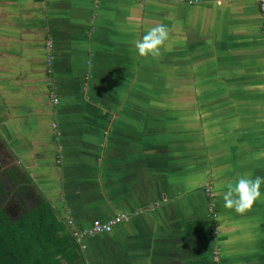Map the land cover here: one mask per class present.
Instances as JSON below:
<instances>
[{
  "label": "crops",
  "instance_id": "1",
  "mask_svg": "<svg viewBox=\"0 0 264 264\" xmlns=\"http://www.w3.org/2000/svg\"><path fill=\"white\" fill-rule=\"evenodd\" d=\"M157 24L169 29L167 49L141 57L135 41ZM53 82L60 105L52 100ZM138 82L158 84L139 96L161 100V114L170 118L156 123L162 141H146L156 127L150 111V122L144 116L139 123L143 133L126 131L135 122L133 109L114 111L116 99L130 102ZM79 85L88 107L74 100L72 86ZM99 95L113 116L102 139L97 122L88 123ZM0 171L8 187H17L13 202L21 214L38 200L50 201L81 230L132 214L111 234L85 240L86 264H215L216 245L222 264H264V201L237 214L221 197L222 186L240 175L264 176L259 5L0 0ZM27 172L36 185L26 182ZM14 176L25 183L11 181ZM23 185L36 196L20 199ZM212 205L217 243L209 235Z\"/></svg>",
  "mask_w": 264,
  "mask_h": 264
},
{
  "label": "trees",
  "instance_id": "2",
  "mask_svg": "<svg viewBox=\"0 0 264 264\" xmlns=\"http://www.w3.org/2000/svg\"><path fill=\"white\" fill-rule=\"evenodd\" d=\"M56 85H58V82ZM116 85L117 84H115L114 88L118 93L122 94L124 90ZM156 85L158 84L151 83L153 88H156ZM144 86V83H136L134 97L130 98L131 100L129 103H123L125 102L124 98L115 100L116 102L113 105L115 113H117L122 106L133 109L134 113H136L135 122H131L130 125L129 123L125 125L126 131H128L127 129L129 128L136 130L138 133H143V129V131L139 130V123L144 121V116L145 121L150 122V120H148L149 111L152 115L153 127L157 125V122L170 121L169 117L166 118L161 114V110L164 106L162 104H157L160 103V99L152 98L148 100L139 96L142 90L146 88ZM72 88L76 91L74 93L75 102L78 105L83 104L88 107L89 104L86 102L84 94L85 85H79V87L72 86ZM121 97H123V95H121ZM105 101L106 99L102 100L101 95H99V107L95 106V110H93L91 114L92 117L89 118L90 121L93 122H90L87 116L88 123L97 122L99 126V138L101 139L105 138V134L108 133V130L111 128L113 118L111 114L112 109L105 105ZM59 103H61L60 100ZM143 108H145V110H143ZM105 110L109 111V114H104L103 112ZM93 118L95 120H93ZM122 122L124 123V121L120 119V123ZM155 128L160 127L156 126ZM155 128H153L152 133L157 131ZM160 133H162L161 130ZM160 133L146 134V141L150 140V138L147 140V137L150 136L151 138L156 136L155 139L158 141L166 139V136ZM134 137L139 136L134 133ZM14 177L11 181L19 184L25 183V181ZM26 182L28 184L29 182L33 183L28 177ZM23 186L18 189L17 196L20 199L36 196L32 188ZM1 196L7 198L8 193L3 192L0 184V264H86L84 252L68 228L63 212L57 206L53 205L50 201L38 200V202L29 207V209H24L22 216L18 219V216L11 217L3 207L4 200ZM210 228L211 224L209 227V235ZM213 241L215 242V240Z\"/></svg>",
  "mask_w": 264,
  "mask_h": 264
},
{
  "label": "clouds",
  "instance_id": "3",
  "mask_svg": "<svg viewBox=\"0 0 264 264\" xmlns=\"http://www.w3.org/2000/svg\"><path fill=\"white\" fill-rule=\"evenodd\" d=\"M170 32L166 25L157 24L148 28L135 41V49L141 57L157 58L167 49ZM264 176L240 175L222 186L223 207L237 214H245L253 206L264 201Z\"/></svg>",
  "mask_w": 264,
  "mask_h": 264
},
{
  "label": "built area",
  "instance_id": "4",
  "mask_svg": "<svg viewBox=\"0 0 264 264\" xmlns=\"http://www.w3.org/2000/svg\"><path fill=\"white\" fill-rule=\"evenodd\" d=\"M248 2L257 3L259 5V8L264 15V0H247ZM53 45L52 43H49L48 50L49 52L52 50ZM48 61L51 64L52 62V56H48ZM52 65V64H51ZM50 65V66H51ZM49 73H52V69H50ZM51 96L52 100L55 105H59V97L56 93V85L55 83H51ZM54 128L57 129V126L54 125ZM208 195H211L212 189L211 187L207 188ZM154 208L151 209L153 211ZM210 212V219H211V228H210V235L213 240L217 243V239L219 236V228L217 223V217L215 215V207L214 205L210 206L209 208ZM143 213V211L135 212L134 215H139ZM132 214L130 213H119L116 214L114 217L110 218L107 221L102 220H95L90 228L81 230L77 228L73 222L72 219L67 218L66 224L69 227L70 231L73 234V237L77 241V243L81 246V248L85 249V240L92 237L102 236V235H109L112 233L113 229L124 223H128L132 219ZM221 248L220 246L216 245L213 252V260L215 263H222L221 262Z\"/></svg>",
  "mask_w": 264,
  "mask_h": 264
},
{
  "label": "flooded vegetation",
  "instance_id": "5",
  "mask_svg": "<svg viewBox=\"0 0 264 264\" xmlns=\"http://www.w3.org/2000/svg\"><path fill=\"white\" fill-rule=\"evenodd\" d=\"M21 180L24 181V178L22 177ZM0 184L2 186L3 192L8 193L7 198H5V201L3 202V207L7 210V212L11 217L18 216L20 214V211L18 210L17 205L13 202V200H15L16 198L14 194L17 191L15 190L17 187L15 186H12L11 188L8 187L6 183V179L2 175L1 171H0Z\"/></svg>",
  "mask_w": 264,
  "mask_h": 264
},
{
  "label": "rangeland",
  "instance_id": "6",
  "mask_svg": "<svg viewBox=\"0 0 264 264\" xmlns=\"http://www.w3.org/2000/svg\"><path fill=\"white\" fill-rule=\"evenodd\" d=\"M147 84H148V83H144V85H145L144 87L147 88ZM135 85H136V84H135ZM152 86H153V85H152ZM152 86H151V83L148 84V88H150V87H152ZM59 104H60V103H59ZM112 121H113V118H112ZM155 129H156V128H155ZM208 187H211V185L208 186ZM208 187H207V188H208ZM207 193H208V192H207V189H206V194H207ZM31 206H32V205H31ZM31 206H26V208H29V207H31ZM218 238H219V236H218ZM221 262H222V259H221Z\"/></svg>",
  "mask_w": 264,
  "mask_h": 264
},
{
  "label": "water",
  "instance_id": "7",
  "mask_svg": "<svg viewBox=\"0 0 264 264\" xmlns=\"http://www.w3.org/2000/svg\"><path fill=\"white\" fill-rule=\"evenodd\" d=\"M10 149V148H9ZM11 150V149H10ZM28 173V172H27ZM28 178H30L31 180H32V182H33V184H35L36 185V182H35V180L34 179H32V177L30 176V173H28ZM19 210H20V212H21V208H19ZM21 213H20V216L18 217V219L21 217Z\"/></svg>",
  "mask_w": 264,
  "mask_h": 264
}]
</instances>
